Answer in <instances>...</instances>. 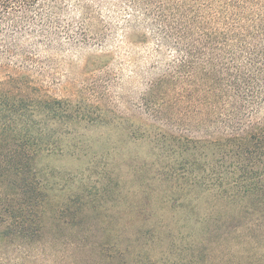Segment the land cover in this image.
Returning <instances> with one entry per match:
<instances>
[{"label":"trees","instance_id":"obj_1","mask_svg":"<svg viewBox=\"0 0 264 264\" xmlns=\"http://www.w3.org/2000/svg\"><path fill=\"white\" fill-rule=\"evenodd\" d=\"M139 48L155 76L143 79L135 122L47 91L53 61L66 53L92 50V73L107 74L118 58L138 73L130 50ZM0 61V243L32 247L40 208L53 200L37 159L85 152L87 131L127 129L154 149L185 151L210 146L198 132L226 133L211 145L228 174L215 187L238 188L264 208V124L246 123L264 102V0H0Z\"/></svg>","mask_w":264,"mask_h":264},{"label":"rangeland","instance_id":"obj_2","mask_svg":"<svg viewBox=\"0 0 264 264\" xmlns=\"http://www.w3.org/2000/svg\"><path fill=\"white\" fill-rule=\"evenodd\" d=\"M130 51L141 60L138 73L128 58L113 61L107 74L92 73V50L66 53L53 61L47 91L95 101L135 122L143 79L155 72L145 70V48ZM246 123L264 124V102ZM130 131H87L85 152L37 159L53 200L40 208L32 247L2 241L0 264H264V208L239 197L238 188L215 187L228 174L211 145L228 134L198 132L195 139L210 146L185 151L183 143L154 149Z\"/></svg>","mask_w":264,"mask_h":264}]
</instances>
